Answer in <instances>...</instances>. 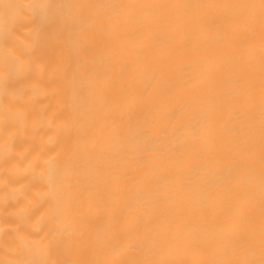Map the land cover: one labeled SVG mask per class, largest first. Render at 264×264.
<instances>
[{"label":"bare ground","instance_id":"1","mask_svg":"<svg viewBox=\"0 0 264 264\" xmlns=\"http://www.w3.org/2000/svg\"><path fill=\"white\" fill-rule=\"evenodd\" d=\"M258 2L0 0V264L260 259L259 41L141 7Z\"/></svg>","mask_w":264,"mask_h":264},{"label":"snow or ice","instance_id":"2","mask_svg":"<svg viewBox=\"0 0 264 264\" xmlns=\"http://www.w3.org/2000/svg\"><path fill=\"white\" fill-rule=\"evenodd\" d=\"M5 7H9L5 5ZM31 7V6H29ZM42 8H54V16L65 20L66 25L73 20L71 12L65 13V9L80 8L79 5H41ZM114 14L119 15V9L127 7L123 5L110 6ZM141 7L159 9L165 14L166 19H177L180 25L185 29H194L197 25L195 17L190 16L184 12L188 8H218L225 11L226 17L230 19H238L245 26L248 33V67L255 71V43L259 41V72H260V112H261V138L259 145V165H260V186H259V233H260V259H207V260H187V259H173L162 260L156 264H264V0H259L258 3H244V4H223V5H186V4H158V5H142ZM227 22V21H225ZM200 39L205 40L202 35ZM206 42V40H205ZM118 60L119 57H113ZM248 158L252 161V166H255V147L249 146ZM237 183L240 187L246 189L249 194L248 203V223L253 225L255 223V216L252 215L254 211L255 192L252 187V178L250 175H239ZM202 204L191 205V207H202ZM255 229L251 228L247 233L248 238L254 236ZM211 244L208 247L211 248ZM222 246H217L216 251L219 252ZM227 255V251L223 253ZM52 264H59V262H52ZM65 264H106L101 261H83V262H65Z\"/></svg>","mask_w":264,"mask_h":264}]
</instances>
